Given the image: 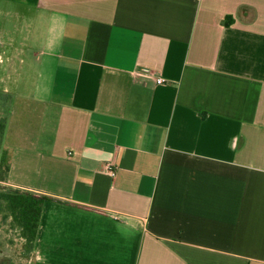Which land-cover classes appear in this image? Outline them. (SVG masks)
<instances>
[{
	"label": "crops",
	"instance_id": "obj_1",
	"mask_svg": "<svg viewBox=\"0 0 264 264\" xmlns=\"http://www.w3.org/2000/svg\"><path fill=\"white\" fill-rule=\"evenodd\" d=\"M0 48L36 264H264V0H0Z\"/></svg>",
	"mask_w": 264,
	"mask_h": 264
},
{
	"label": "rangeland",
	"instance_id": "obj_2",
	"mask_svg": "<svg viewBox=\"0 0 264 264\" xmlns=\"http://www.w3.org/2000/svg\"><path fill=\"white\" fill-rule=\"evenodd\" d=\"M0 50H2L0 48ZM1 60V58H0ZM3 66L0 61V69ZM12 79L9 82H1L0 87V167H4V162L7 158L6 146H9L11 141H15L14 136L18 132H29L31 128H38L40 119L23 117L21 110L26 107L25 102L30 100L25 98L33 95L29 83L32 82L31 75L21 72L11 73ZM3 75L2 69L0 77ZM21 83L20 89L15 88V80ZM23 84L24 87H23ZM6 86V87H5ZM24 102V103H23ZM35 107V105H34ZM32 111V110H31ZM8 122V132L3 134L5 125ZM6 135V136H5ZM4 173V168L0 170V175ZM4 188L0 185V190ZM4 212L0 211V264H36L32 258L31 251L27 250L25 239H21L19 229L12 227L11 219H4Z\"/></svg>",
	"mask_w": 264,
	"mask_h": 264
},
{
	"label": "trees",
	"instance_id": "obj_3",
	"mask_svg": "<svg viewBox=\"0 0 264 264\" xmlns=\"http://www.w3.org/2000/svg\"><path fill=\"white\" fill-rule=\"evenodd\" d=\"M44 200L41 196L13 188L0 190V211L4 212L5 220L11 219L12 227L19 229L28 251L37 235Z\"/></svg>",
	"mask_w": 264,
	"mask_h": 264
},
{
	"label": "built area",
	"instance_id": "obj_4",
	"mask_svg": "<svg viewBox=\"0 0 264 264\" xmlns=\"http://www.w3.org/2000/svg\"><path fill=\"white\" fill-rule=\"evenodd\" d=\"M142 73H143L144 75H147V76H153V75H154L153 72H151V70L148 69V68H144V69L142 70ZM155 79H156V81H157L158 83H164V82H166V79L163 78V77H161V76H157ZM107 168H108V172H109V174H110L112 177H116V175H117V168H116L115 166H112V165H109Z\"/></svg>",
	"mask_w": 264,
	"mask_h": 264
}]
</instances>
